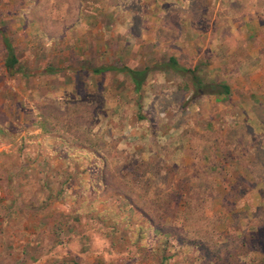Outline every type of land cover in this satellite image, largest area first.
<instances>
[{"label":"rangeland","instance_id":"rangeland-1","mask_svg":"<svg viewBox=\"0 0 264 264\" xmlns=\"http://www.w3.org/2000/svg\"><path fill=\"white\" fill-rule=\"evenodd\" d=\"M152 1L0 0V264H264V0Z\"/></svg>","mask_w":264,"mask_h":264},{"label":"trees","instance_id":"trees-1","mask_svg":"<svg viewBox=\"0 0 264 264\" xmlns=\"http://www.w3.org/2000/svg\"><path fill=\"white\" fill-rule=\"evenodd\" d=\"M3 45L6 52V57L4 59V68L6 69V72L8 73H20V71L17 69L19 66V60L15 55L14 48L11 43L6 39V37H3ZM169 67L172 68L175 71H182L189 73L191 76V86L194 88V92L196 93V96L199 97L202 94L203 95H215V96H228L230 94V88L225 83H216V82H204L200 78L197 77L196 71L197 69L194 68L192 70L182 68L178 65L177 61L174 60V58H169ZM152 70V67H144L143 69H130L127 66L121 65L120 67L116 66H103L99 68H95L92 72L95 74H102L108 71H116L120 74L128 76V78L131 80L134 88L135 93H139L141 90L142 85L146 81L149 72ZM42 130H44L43 126H40ZM3 133H6V131L1 130ZM8 134V132H7ZM94 189V188H93ZM99 192V191H98ZM95 191V193H98ZM91 204H89L90 206Z\"/></svg>","mask_w":264,"mask_h":264},{"label":"crops","instance_id":"crops-1","mask_svg":"<svg viewBox=\"0 0 264 264\" xmlns=\"http://www.w3.org/2000/svg\"><path fill=\"white\" fill-rule=\"evenodd\" d=\"M146 1V0H145ZM192 1H194V0H154V1H152V4H151V6H150V10L153 12V11H159V12H163V13H159V17H163L164 15H165V12H167V14H169L172 10H182L183 11V14H182V17H187V14L185 13L187 10H189L190 9V2H192ZM200 1H202V0H200ZM205 1V0H204ZM144 2V1H143ZM165 2H167V3H165ZM235 2H238V1H235ZM144 4H149V3H144ZM144 7H145V5H144ZM181 13V12H180ZM186 14V15H185ZM181 15V14H180ZM231 15V18H238V15L237 14H235L234 16H233V14H230ZM158 17V18H159ZM156 23V26H157V22H155ZM143 25H145L146 23L145 22H143L142 23ZM178 24V26H179V22L177 23ZM252 24H254V26H255V28H256V24H255V22H252ZM155 25H154V27H156ZM191 28H192V26H194V22L192 21L191 22V25H189ZM238 28V27H237ZM262 28H263V31H262V37H259V40H260V42H258V43H260L261 45V48H263L264 49V26L262 25ZM122 32H123V30L124 29H120ZM125 32H127L126 31V29L124 30ZM143 31H144V29L142 28V30H141V32L143 33ZM124 32V33H125ZM186 33H187V30H185V32H184V34H183V36H181V39H180V41H186L187 40V35H186ZM232 35H234L235 33H231ZM78 46L80 47L81 46V42H79L78 43ZM138 46V45H137ZM137 46H135L134 47V49L135 50H137L138 49V47ZM193 46V43L191 42L190 44L188 43V42H186L185 44H181V45H176V46H174V48L176 49H178L179 50V52L180 53H184V54H186V55H192L193 56V51L192 50H194L195 49V47H192ZM104 49V48H103ZM213 49V48H212ZM215 50H217V48H215ZM258 56V55H257ZM257 56H255V57H257ZM175 61H177L176 59H174ZM223 61H225V60H223V59H221V58H219V59H214V62L217 64H221ZM177 63H178V61H177ZM255 67V66H254ZM262 67H264V65L263 64H261V66L259 67L258 66V68H252L253 69V72L252 73H250L251 75H250V77H249V79L247 80V82H249V85L251 84V82L250 81H252V80H254L255 81V77H259V76H261L262 74H264V69H263V71H261V68ZM137 67H135V68H133V69H136ZM260 68V69H259ZM138 69V68H137ZM236 70L234 71V72H231L230 74H233V73H237L238 72V70H239V68H235ZM258 69V70H257ZM220 74L222 75V73H223V69H222V67L220 66ZM148 79V78H147ZM148 81V80H147ZM228 86H229V88H230V94H232V86H233V83H232V85H231V87H230V85L229 84H227ZM121 93V92H120ZM229 94V95H230ZM228 95V96H229ZM228 96H215V95H207V97H209L210 99H212V100H214L216 103L215 104H218V103H220V101H222V99H224V98H226V97H228ZM262 100V102H261V104H260V101ZM262 103H264V99L263 98H261L260 97V94H257L256 95V97H255V100L252 102V104L251 105H253V106H256V105H262ZM37 132V131H36ZM65 247H67L68 249H66L65 248V251H63V254H64V256L67 258V257H70V258H74V257H76L77 259H79V260H82V262H85L84 260H89L90 261V259H89V257L90 258H92L93 257V254L92 253H90V252H87V251H84V252H82L81 250L80 251H77V250H75V249H73L72 247H70V246H67V245H65ZM70 247V248H69Z\"/></svg>","mask_w":264,"mask_h":264}]
</instances>
